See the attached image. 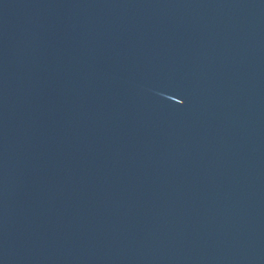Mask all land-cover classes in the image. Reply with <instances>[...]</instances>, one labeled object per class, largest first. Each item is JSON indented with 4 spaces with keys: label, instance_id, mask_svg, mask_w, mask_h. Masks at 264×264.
Returning <instances> with one entry per match:
<instances>
[{
    "label": "water",
    "instance_id": "95a60500",
    "mask_svg": "<svg viewBox=\"0 0 264 264\" xmlns=\"http://www.w3.org/2000/svg\"><path fill=\"white\" fill-rule=\"evenodd\" d=\"M0 264H264V0H0Z\"/></svg>",
    "mask_w": 264,
    "mask_h": 264
}]
</instances>
